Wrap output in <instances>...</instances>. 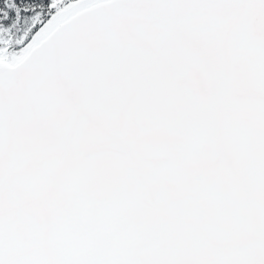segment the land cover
Wrapping results in <instances>:
<instances>
[{
    "label": "snow or ice",
    "instance_id": "6c2138e0",
    "mask_svg": "<svg viewBox=\"0 0 264 264\" xmlns=\"http://www.w3.org/2000/svg\"><path fill=\"white\" fill-rule=\"evenodd\" d=\"M0 264H264V0H0Z\"/></svg>",
    "mask_w": 264,
    "mask_h": 264
}]
</instances>
